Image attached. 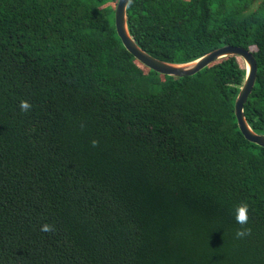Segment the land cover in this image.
<instances>
[{
	"label": "trees",
	"instance_id": "1",
	"mask_svg": "<svg viewBox=\"0 0 264 264\" xmlns=\"http://www.w3.org/2000/svg\"><path fill=\"white\" fill-rule=\"evenodd\" d=\"M116 3L0 0V264H264V146L234 111L243 59L155 71L123 45ZM127 23L165 61L252 52L244 114L264 133V0H131Z\"/></svg>",
	"mask_w": 264,
	"mask_h": 264
},
{
	"label": "water",
	"instance_id": "2",
	"mask_svg": "<svg viewBox=\"0 0 264 264\" xmlns=\"http://www.w3.org/2000/svg\"><path fill=\"white\" fill-rule=\"evenodd\" d=\"M127 5L128 0H117L114 9V23L117 34L125 48L136 59L155 71L172 76H186L193 75L209 63L224 56L238 55L243 59L246 69L245 77L234 103L237 124L246 139L264 146V133L256 132L250 126L244 114V103L252 91L257 75V62L252 52L239 45L226 44L187 62H171L159 59L140 47L130 34L127 23Z\"/></svg>",
	"mask_w": 264,
	"mask_h": 264
},
{
	"label": "clouds",
	"instance_id": "3",
	"mask_svg": "<svg viewBox=\"0 0 264 264\" xmlns=\"http://www.w3.org/2000/svg\"><path fill=\"white\" fill-rule=\"evenodd\" d=\"M129 4H131V0H128ZM19 108L22 112H27L32 108V105L26 101L21 100L19 104ZM92 146L95 147L97 145V141L93 140ZM234 218L237 224L241 225V228L237 229L235 235L236 238L242 239L251 234V229L243 227L248 223V205L244 202H241L234 209ZM42 232H53L55 231L54 226L48 223L41 225Z\"/></svg>",
	"mask_w": 264,
	"mask_h": 264
}]
</instances>
